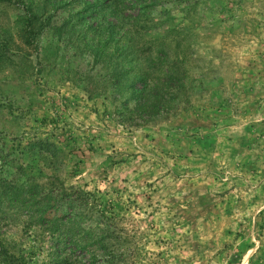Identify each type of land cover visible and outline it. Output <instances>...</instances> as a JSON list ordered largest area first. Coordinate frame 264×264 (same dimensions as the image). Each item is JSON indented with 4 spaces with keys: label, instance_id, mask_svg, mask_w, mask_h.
Masks as SVG:
<instances>
[{
    "label": "rangeland",
    "instance_id": "1",
    "mask_svg": "<svg viewBox=\"0 0 264 264\" xmlns=\"http://www.w3.org/2000/svg\"><path fill=\"white\" fill-rule=\"evenodd\" d=\"M96 1L0 0V239L52 264L6 182L65 187L84 195L68 226L115 231L71 264H264V0H139L125 22ZM149 55L186 88L144 124L122 75Z\"/></svg>",
    "mask_w": 264,
    "mask_h": 264
},
{
    "label": "trees",
    "instance_id": "2",
    "mask_svg": "<svg viewBox=\"0 0 264 264\" xmlns=\"http://www.w3.org/2000/svg\"><path fill=\"white\" fill-rule=\"evenodd\" d=\"M105 1L108 2V8L106 7L109 9L108 15L115 16L116 19L125 22L126 18H122L120 13L123 10L120 9L122 8L121 5L125 9H131L139 0ZM99 2L100 0L96 1L93 7H101ZM115 4L120 5L118 10L111 9ZM127 37L121 41L124 42L123 45L120 44L123 55L131 49V41H127ZM152 49L151 47L148 48L150 51ZM98 52H101V49ZM151 54L152 52H150ZM150 55L137 60L134 74L127 72L122 75L125 86L128 85L129 88L128 95L126 96L125 93L122 95V114L131 119L136 116L144 124L147 121L146 118H153L164 113L165 104L170 102V99L173 100L171 97L178 95L180 90L186 88L184 84L185 75L181 72L182 66H180L179 61H171L168 57L157 59ZM125 60L122 61L125 62ZM131 65L133 66L132 62ZM153 71L156 73L153 74ZM18 190L6 182V192L11 196L10 200L6 201V213L12 212V216L7 215L6 218L19 217L25 210L28 212L29 221H36L41 228H48L51 232L52 241L57 246L52 255V264H71V259H74L76 254L82 256L83 253L87 254L91 248L99 245H101L102 250L107 249V245L103 244L104 232L115 233L112 228L102 229L98 227L94 230L91 227H83V225L68 226L75 223L81 213L83 204L81 199L84 195L80 192L65 187L59 192L40 191L39 187L35 190L25 186H20ZM2 206L3 199L0 201V209ZM63 225L65 228H62ZM0 249H2L0 264H30L25 255H21L14 249L9 240L0 239Z\"/></svg>",
    "mask_w": 264,
    "mask_h": 264
}]
</instances>
